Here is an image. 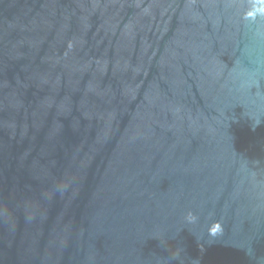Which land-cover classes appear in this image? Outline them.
Instances as JSON below:
<instances>
[{
	"label": "water",
	"instance_id": "obj_1",
	"mask_svg": "<svg viewBox=\"0 0 264 264\" xmlns=\"http://www.w3.org/2000/svg\"><path fill=\"white\" fill-rule=\"evenodd\" d=\"M0 264H264V0H0Z\"/></svg>",
	"mask_w": 264,
	"mask_h": 264
}]
</instances>
